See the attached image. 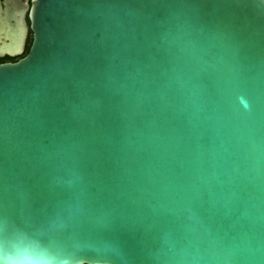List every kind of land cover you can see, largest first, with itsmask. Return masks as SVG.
Wrapping results in <instances>:
<instances>
[{"label":"clouds","instance_id":"obj_1","mask_svg":"<svg viewBox=\"0 0 264 264\" xmlns=\"http://www.w3.org/2000/svg\"><path fill=\"white\" fill-rule=\"evenodd\" d=\"M159 47L158 81L126 93L112 196L153 233L151 264H264V79L185 22ZM51 185L72 195L44 219L0 211V264H80L85 247L128 264L118 240L86 234L124 220L93 208L87 173L74 161Z\"/></svg>","mask_w":264,"mask_h":264},{"label":"water","instance_id":"obj_2","mask_svg":"<svg viewBox=\"0 0 264 264\" xmlns=\"http://www.w3.org/2000/svg\"><path fill=\"white\" fill-rule=\"evenodd\" d=\"M178 22L264 79L261 0H0V211L44 219L71 192L53 187L75 161L87 173L93 208L122 211L91 240L116 239L128 264H151L153 233L113 198L125 134L126 93L158 81L162 33ZM15 145V148L12 146ZM85 247L80 264H102Z\"/></svg>","mask_w":264,"mask_h":264},{"label":"flooded vegetation","instance_id":"obj_3","mask_svg":"<svg viewBox=\"0 0 264 264\" xmlns=\"http://www.w3.org/2000/svg\"><path fill=\"white\" fill-rule=\"evenodd\" d=\"M30 37H31V33L29 31V29H27V33H26V38H25V44L30 42ZM21 55L18 56H14L16 59L19 58ZM9 57L7 55H2L0 56V62H6L8 61L6 58ZM14 61V60H13Z\"/></svg>","mask_w":264,"mask_h":264},{"label":"trees","instance_id":"obj_4","mask_svg":"<svg viewBox=\"0 0 264 264\" xmlns=\"http://www.w3.org/2000/svg\"><path fill=\"white\" fill-rule=\"evenodd\" d=\"M27 46H28V43L25 44L24 51H23L22 54L25 53V51H26V49H27ZM22 54H21V55H22ZM6 59H7L8 61H13V60H15L16 58H15V57H7Z\"/></svg>","mask_w":264,"mask_h":264}]
</instances>
